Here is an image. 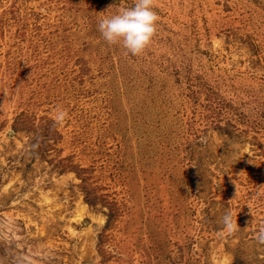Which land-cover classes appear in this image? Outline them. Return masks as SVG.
I'll use <instances>...</instances> for the list:
<instances>
[{"label": "rangeland", "instance_id": "obj_1", "mask_svg": "<svg viewBox=\"0 0 264 264\" xmlns=\"http://www.w3.org/2000/svg\"><path fill=\"white\" fill-rule=\"evenodd\" d=\"M155 4L0 0V264H264V0Z\"/></svg>", "mask_w": 264, "mask_h": 264}, {"label": "clouds", "instance_id": "obj_2", "mask_svg": "<svg viewBox=\"0 0 264 264\" xmlns=\"http://www.w3.org/2000/svg\"><path fill=\"white\" fill-rule=\"evenodd\" d=\"M155 7V0H134L132 7L120 8L115 14L101 17L98 31L108 44L118 45L127 53L139 56L149 47L158 31L160 17ZM67 115L65 110H59L55 122L62 123ZM222 222L229 233L235 231L230 212L224 215ZM259 239L264 242V229H261Z\"/></svg>", "mask_w": 264, "mask_h": 264}]
</instances>
